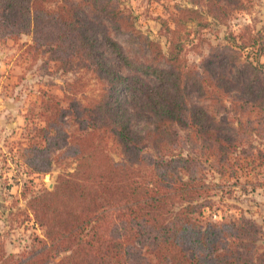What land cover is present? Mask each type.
I'll use <instances>...</instances> for the list:
<instances>
[{
  "label": "trees",
  "instance_id": "1",
  "mask_svg": "<svg viewBox=\"0 0 264 264\" xmlns=\"http://www.w3.org/2000/svg\"><path fill=\"white\" fill-rule=\"evenodd\" d=\"M187 2L170 16L173 28L162 21L165 58L120 0H0V40L25 37L27 55L73 76L61 99L42 94L18 149L29 176L62 169L52 190L28 202L42 238L20 255L0 243V264H264L255 222L200 219L213 206L209 173L243 172L253 189L264 188L257 176L264 171L263 36L248 27L230 33L200 66H189L187 27L224 23L228 7L247 12L250 0ZM106 22L143 42L149 58L126 55ZM245 49L248 60L237 65ZM162 59L165 68L155 64ZM134 120L150 122L154 155L141 147ZM192 137L199 148L186 150Z\"/></svg>",
  "mask_w": 264,
  "mask_h": 264
},
{
  "label": "rangeland",
  "instance_id": "2",
  "mask_svg": "<svg viewBox=\"0 0 264 264\" xmlns=\"http://www.w3.org/2000/svg\"><path fill=\"white\" fill-rule=\"evenodd\" d=\"M58 2L64 0H56ZM77 2L78 0H69ZM133 15L135 27L144 36L159 45L167 58L168 42L166 32L162 29V21L170 28L173 24L170 16L175 13L176 6L191 7L187 0H120ZM248 11H233L228 7L229 15L224 23H215L208 19L205 28L187 27L189 37L182 43V55L189 66H200L207 57L210 46L222 47L228 42L229 34L239 35L245 27L254 32L260 31L264 43V0H250ZM110 35L120 44L129 57L149 58V50L143 42L130 32L116 29L106 22ZM22 37L18 41L0 40V243L6 254L20 255L35 245L36 238H42V230L32 219L28 202L33 193L42 190H52L62 169L53 167L47 175L29 176L18 163V149L25 144L28 130L25 124L31 125V119H37L42 94H49L57 99L63 97L64 82L73 78L63 74L55 64L45 63L42 57L36 59L25 53ZM248 49L243 50L240 61L248 60ZM250 60L254 57L250 54ZM260 62L264 63L263 56ZM255 63V62H254ZM166 67L164 59L155 63ZM264 80V75H261ZM94 87L91 86V89ZM193 102L204 106L206 102ZM228 106V103H226ZM17 108L22 115L20 126L14 124L15 118L11 109ZM218 111V109H217ZM215 113L214 109L209 111ZM218 119L225 120L224 114H217ZM133 130L144 138V150L154 155L149 134L152 126L149 121L132 122ZM22 145V146H23ZM21 146V147H22ZM186 150L199 148L195 137L188 141ZM114 158L116 154H113ZM264 170V168H261ZM260 171V170H259ZM264 176V171L257 175ZM252 175L241 172L235 178L220 179L217 174H208V179L216 185L212 191L213 206L205 209L200 217L203 221L222 223L241 216L259 225L264 234V188H255L246 181L252 180ZM264 246V238L262 241ZM62 256L54 258L57 262Z\"/></svg>",
  "mask_w": 264,
  "mask_h": 264
},
{
  "label": "crops",
  "instance_id": "3",
  "mask_svg": "<svg viewBox=\"0 0 264 264\" xmlns=\"http://www.w3.org/2000/svg\"><path fill=\"white\" fill-rule=\"evenodd\" d=\"M10 112H11L12 116L15 118L16 122L14 124H16L17 126H20L21 122H23L22 116H21L22 114L19 113V110L16 107L11 109Z\"/></svg>",
  "mask_w": 264,
  "mask_h": 264
}]
</instances>
